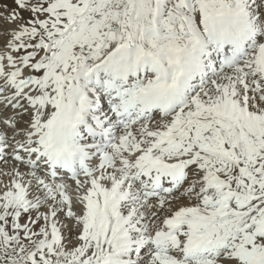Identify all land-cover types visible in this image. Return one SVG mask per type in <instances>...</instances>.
Returning a JSON list of instances; mask_svg holds the SVG:
<instances>
[{
    "label": "snow or ice",
    "instance_id": "6c2138e0",
    "mask_svg": "<svg viewBox=\"0 0 264 264\" xmlns=\"http://www.w3.org/2000/svg\"><path fill=\"white\" fill-rule=\"evenodd\" d=\"M0 264H264V0H0Z\"/></svg>",
    "mask_w": 264,
    "mask_h": 264
}]
</instances>
